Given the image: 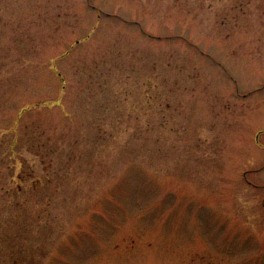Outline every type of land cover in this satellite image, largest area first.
<instances>
[{"label": "rangeland", "instance_id": "obj_1", "mask_svg": "<svg viewBox=\"0 0 264 264\" xmlns=\"http://www.w3.org/2000/svg\"><path fill=\"white\" fill-rule=\"evenodd\" d=\"M0 264H264V0H0Z\"/></svg>", "mask_w": 264, "mask_h": 264}]
</instances>
